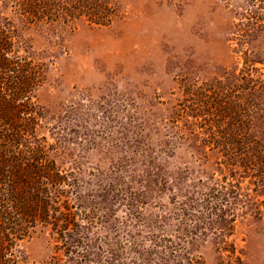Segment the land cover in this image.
I'll use <instances>...</instances> for the list:
<instances>
[{"label":"rangeland","instance_id":"rangeland-1","mask_svg":"<svg viewBox=\"0 0 264 264\" xmlns=\"http://www.w3.org/2000/svg\"><path fill=\"white\" fill-rule=\"evenodd\" d=\"M49 1L59 16L30 21L14 0H0V20L41 67L33 93L42 115L37 133L56 165L75 177L82 202L105 217L93 231L121 251L126 241L151 235L168 243L170 233L181 250L176 263L226 264L238 256L242 264H264V197L245 179L226 206L234 214L226 239L233 255L213 226L192 228L177 214L183 196L197 199L225 173L219 154L199 142L206 130L187 113L203 93L215 92L218 79L228 85L240 74L243 49L264 59L263 36L243 44L236 35L241 0H98L104 24L85 12L68 16L73 0ZM255 101L253 133L264 141V89ZM16 248L22 264L58 254L47 226H36Z\"/></svg>","mask_w":264,"mask_h":264},{"label":"trees","instance_id":"trees-1","mask_svg":"<svg viewBox=\"0 0 264 264\" xmlns=\"http://www.w3.org/2000/svg\"><path fill=\"white\" fill-rule=\"evenodd\" d=\"M14 1L30 21L60 14L58 5L49 0ZM73 1L68 2V16L85 12L92 23L109 21L98 0ZM239 10L236 35L243 44H249L252 35L260 34L264 40V0H241ZM251 55L250 48L243 49L240 74L230 87L224 84L228 80L218 79L215 92L203 93V101L193 107L196 111L187 113L195 127L206 130L199 142L219 154L225 173L197 199L181 196L184 201L177 213L178 221L192 228L197 222L213 226L232 255L234 247L226 241L234 221V214L226 210L231 192L237 194L238 180L245 179L251 193L264 197V141L253 133L255 92L264 89V59ZM254 63L261 65L260 71ZM41 80V67L18 47L9 22L0 20V264H22L17 242L36 226L49 227L58 251L42 264H204L189 257L174 262L180 248L170 233L168 243L161 245L163 236L151 235L126 241L127 250L121 251L105 244V234L93 231L105 217H95L93 208L82 202L75 177L56 165L44 137L37 133L42 115L33 93ZM233 258L226 264H242L238 256Z\"/></svg>","mask_w":264,"mask_h":264}]
</instances>
